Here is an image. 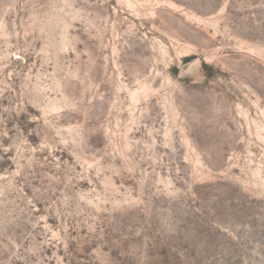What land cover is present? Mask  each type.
I'll list each match as a JSON object with an SVG mask.
<instances>
[{"label": "rangeland", "instance_id": "rangeland-1", "mask_svg": "<svg viewBox=\"0 0 264 264\" xmlns=\"http://www.w3.org/2000/svg\"><path fill=\"white\" fill-rule=\"evenodd\" d=\"M0 264H264V0H0Z\"/></svg>", "mask_w": 264, "mask_h": 264}, {"label": "water", "instance_id": "water-1", "mask_svg": "<svg viewBox=\"0 0 264 264\" xmlns=\"http://www.w3.org/2000/svg\"><path fill=\"white\" fill-rule=\"evenodd\" d=\"M189 66H190V65L185 66V67L181 70L180 74H181V75L184 74V73L187 71V69L189 68Z\"/></svg>", "mask_w": 264, "mask_h": 264}, {"label": "trees", "instance_id": "trees-1", "mask_svg": "<svg viewBox=\"0 0 264 264\" xmlns=\"http://www.w3.org/2000/svg\"><path fill=\"white\" fill-rule=\"evenodd\" d=\"M204 67H206V66H204Z\"/></svg>", "mask_w": 264, "mask_h": 264}]
</instances>
